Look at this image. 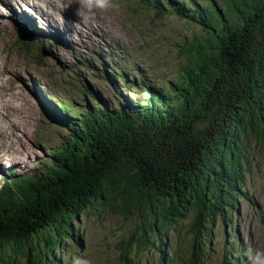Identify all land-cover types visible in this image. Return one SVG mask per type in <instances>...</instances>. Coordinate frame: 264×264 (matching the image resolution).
<instances>
[{
    "label": "trees",
    "instance_id": "obj_1",
    "mask_svg": "<svg viewBox=\"0 0 264 264\" xmlns=\"http://www.w3.org/2000/svg\"><path fill=\"white\" fill-rule=\"evenodd\" d=\"M173 16L183 34L176 72L152 83L161 47L152 70L126 60L112 100L84 92L91 102L68 111L64 141L46 149L40 173L0 195L3 264H44L96 211L132 221L117 244L127 263L175 238L194 260L211 249L217 221L243 194L252 145L264 150V0H183Z\"/></svg>",
    "mask_w": 264,
    "mask_h": 264
},
{
    "label": "rangeland",
    "instance_id": "obj_2",
    "mask_svg": "<svg viewBox=\"0 0 264 264\" xmlns=\"http://www.w3.org/2000/svg\"><path fill=\"white\" fill-rule=\"evenodd\" d=\"M46 2L48 1L31 0L28 6L32 9L41 10L43 14H41L40 19L42 21H46L45 19H50V17L52 21L40 24V19L38 20L33 16L31 19L28 18L30 24L33 27L39 25L44 28L48 27L49 30H44L48 34V37L52 39H65V36L57 35L50 30L54 31L57 27L55 25H62L67 15L82 20L77 15L80 0H56L59 7L58 13H60L57 17L50 16L48 11L44 12ZM109 3L110 7L105 9L94 8L88 14L90 18L87 20V25L90 26L88 21L96 22L98 26L95 29L99 30L103 37H98L99 42L96 46L92 48L84 47L86 50L76 48L74 53L79 58V61L84 62L87 60L88 62H92L91 50H100L103 58L101 64H105L103 72L106 71L107 64H114L108 70V74H113L115 68H117L116 64L120 62L117 58H110L109 51L106 48L99 49V46L102 47L104 44H110L114 49L121 48L122 51H126L132 45L134 47L137 44L138 37L134 30L135 27H138L139 34L143 28L153 31L155 27L147 16L137 11L136 1L109 0ZM0 4H6L8 11L13 14L12 7L20 8V6L25 5V2L24 0H0ZM130 5H133L134 12L130 11ZM55 11L57 10L53 12L55 13ZM179 13L182 15L181 11ZM19 14L16 11V16L8 17L5 15L4 10L0 12V16L7 19L6 22L0 25V161L6 165L1 170L13 169L15 173L12 177L24 178L28 176L36 177L40 173V170L44 168V164L48 159L46 149L59 142L60 137L64 136L66 131L64 127L59 125L54 126L52 122L43 117L41 102L44 99H48L56 105L57 103L62 104L66 109L74 110L75 114L79 111L78 108L81 107L82 100L86 98L82 96L81 92L84 93L83 89L88 87L80 86L78 88L70 76L59 75L57 68L51 63H33L32 59L26 57L24 53L9 48V44L12 41L8 33L12 30L10 25L16 26L14 20L16 17H19ZM8 18H12L13 20ZM1 30H3L4 34L1 33ZM68 31L74 33V29H69ZM168 31L169 34L166 40L159 45L161 47V53L158 56L160 60V73L157 76L154 74L150 75V78L155 79L152 80V83L155 82V85L156 80L164 81L165 75L174 74L177 65L178 67L182 65V61L176 55L177 47L182 38L181 35H183L177 34L181 33L182 29L178 24L169 23ZM57 32H63V29L61 30L60 27ZM113 32H115V35ZM195 32L198 31L195 30ZM69 33L66 34L71 36ZM64 39L63 41H66ZM147 41L151 42L149 39ZM139 44L140 40L137 46ZM54 52H59V50L55 49ZM140 60L149 67V70H152L155 66L154 64H147L144 57L140 58ZM79 61H76L77 64ZM59 66L63 71L68 69L63 64H59ZM80 73L86 77L88 83L91 85V89L96 90L98 83L94 82L92 75L87 74L85 67L80 69ZM149 73L151 72H144V74ZM96 74L101 73L97 72ZM18 76L22 79H30L21 85L22 90L33 92L31 88L32 81L39 86L37 94L39 100L43 99L42 95L44 94L48 97L37 104L25 107L20 94L13 92L15 80ZM161 86L165 88V83H162ZM100 88L98 89V93L104 99L105 96L110 99L115 93L113 86L109 85L106 88L105 84L102 83ZM23 97L26 101L30 102L29 97L25 95ZM86 99L85 101H90L89 98ZM82 105H85V103ZM43 106L52 113L57 111L56 108L44 101L42 102ZM127 107L123 108L125 115H128V112H130V108ZM38 120L41 123L40 132H42L43 140L37 139L38 131L36 123ZM252 147L255 148L251 149V162H249V166L246 168L244 174L243 194L239 197L236 210L229 213L231 217L225 218L224 221L220 219L217 221L214 229L215 235L212 238V251L205 264H227V262L230 264H252L251 258L256 251L264 253V150L254 145ZM1 162L0 165L2 164ZM19 182L21 183V181ZM189 221L190 218H187L186 222L188 223ZM131 223L130 219H123L118 215H111L107 212L98 213L96 211L81 215L79 222L73 223L75 228L78 229L80 227V233L74 236L73 239L61 243V264H72L76 259L86 260L88 264H129L125 260L120 259L122 257H129V255H118L119 249L117 248V244L127 237L133 225ZM187 243V241L175 238V241L172 243L173 245L175 244V258L167 256L166 253L169 259L166 264H192L191 259L194 257V253L189 250V246L191 245L188 243L187 253L189 255L185 254ZM39 248H42L41 245H39ZM8 255H10L9 251L0 253V264L8 261ZM159 255V251L150 249L146 254L143 253L138 257L137 264H159ZM197 256L199 257V255ZM55 258L57 259V256ZM47 261L55 264L54 259L51 257L47 258ZM196 263L197 261L194 264Z\"/></svg>",
    "mask_w": 264,
    "mask_h": 264
},
{
    "label": "clouds",
    "instance_id": "obj_3",
    "mask_svg": "<svg viewBox=\"0 0 264 264\" xmlns=\"http://www.w3.org/2000/svg\"><path fill=\"white\" fill-rule=\"evenodd\" d=\"M109 0H80V7L77 9V15L81 17L83 21H87L89 13L95 9H105L110 7ZM252 264H264V253L256 251L251 258ZM74 264H88L86 260L76 259Z\"/></svg>",
    "mask_w": 264,
    "mask_h": 264
},
{
    "label": "bare ground",
    "instance_id": "obj_4",
    "mask_svg": "<svg viewBox=\"0 0 264 264\" xmlns=\"http://www.w3.org/2000/svg\"><path fill=\"white\" fill-rule=\"evenodd\" d=\"M6 5V4H5ZM2 6H4V5H2ZM66 6V5H65ZM172 6V5H171ZM161 9H163L165 12H168V13H171L168 9H165V8H163L162 6H159ZM13 8V10L15 9L14 7H12ZM4 12H5V15L6 16H8V17H14V16H16V12H13V14L12 13H10V12H7V11H5L4 10ZM44 12H45V10H44ZM10 14H12V15H10ZM43 14V13H42ZM48 14L51 16V15H53L54 14V12L52 11V12H48ZM45 15V14H44ZM19 17H16L15 18V20L16 21H18V22H20L21 23V25H23V26H26L30 31H33L35 28H36V31L37 32H39V33H46L45 32V30L44 29H48V27L47 28H44V27H42V26H37V27H33L30 23H28V22H30L29 20H28V18H23V16L21 15V14H19L18 15ZM49 16V17H50ZM51 18V17H50ZM25 21H28L27 23H24ZM63 24V23H62ZM87 24V23H86ZM55 26H57L55 29H54V31L53 30H50V31H52V32H55L57 35H63V36H65V37H67L68 35L66 34V33H64V32H57L58 31V29L62 26V25H55ZM49 30V29H48ZM102 30H103V27H102ZM35 30H34V32H36ZM114 33V35H115V32H113ZM70 34H72V33H70ZM140 35H142L141 33H140ZM64 39V38H63ZM63 39H62V42L65 44L67 41H63ZM147 39L148 38H146V41H147ZM69 44H67L69 47H71L72 46V44L70 43V42H68ZM131 44V43H130ZM129 44V45H130ZM80 50H86V48H84V47H81V48H79ZM131 49H133V45L131 46V47H129L128 48V50H131ZM56 53V52H55ZM62 65V64H61ZM66 70V69H65ZM124 70H125V65H124ZM105 72V71H104ZM100 74H95V76L97 77V76H99ZM109 74H107V76H108ZM44 102H46V103H48V104H50L51 106H53L54 108H57V109H59L58 107V105H56L55 103H52V102H50L48 99H44L43 100ZM42 101V102H43ZM42 102H41V111L42 112H44V110L42 109ZM57 113V111H55V112H53V114L55 115Z\"/></svg>",
    "mask_w": 264,
    "mask_h": 264
}]
</instances>
